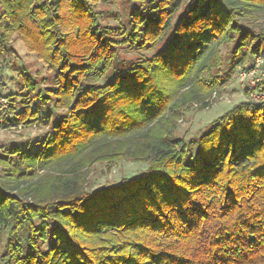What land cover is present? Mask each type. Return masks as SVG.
<instances>
[{"label":"trees","instance_id":"16d2710c","mask_svg":"<svg viewBox=\"0 0 264 264\" xmlns=\"http://www.w3.org/2000/svg\"><path fill=\"white\" fill-rule=\"evenodd\" d=\"M128 1L110 27L101 0H0V54L19 35L54 71L43 91L28 86L62 111L0 155V264H264V99L219 116L194 154L174 137L263 53L264 0ZM124 48L140 53L129 66ZM23 103L6 121L26 128L39 112ZM122 160L148 167L87 188L97 163Z\"/></svg>","mask_w":264,"mask_h":264},{"label":"rangeland","instance_id":"374dc122","mask_svg":"<svg viewBox=\"0 0 264 264\" xmlns=\"http://www.w3.org/2000/svg\"><path fill=\"white\" fill-rule=\"evenodd\" d=\"M100 13L101 22L110 27L126 24L127 14L131 9L128 0H101L96 7ZM259 28H264V14L258 16ZM228 49L223 48V53ZM141 54H152V51H142ZM140 53L136 50L124 48L121 53L120 65L129 66ZM262 64L253 75L243 79L241 71H249L254 67L255 59H248L244 65H237L227 82L209 98L205 100L206 107L194 105L186 110L177 124L174 134L176 139L186 143L194 154L193 141L207 131L213 121L243 100H254L253 94H261L264 89V44L261 54ZM229 67L234 63L227 59ZM235 60H238L236 58ZM54 71L51 70L35 53L29 52L19 35H15L9 45L8 53L0 54V110L4 100L8 97L9 105L14 101L17 112L24 109V101H29L32 109L39 112L37 122L26 128L16 126L6 121L3 111L0 112V155L8 152L13 145H31L49 130V126L56 121L61 110L54 108V104H45L35 96L37 91H43L52 81ZM28 80L38 84L36 92L28 86ZM14 99V100H13ZM8 114V112H7ZM148 167L147 163L122 160L115 164L97 163L88 175L87 188L98 189L106 184H115L124 178L137 175ZM1 173V172H0ZM6 235L0 241V255L4 249Z\"/></svg>","mask_w":264,"mask_h":264},{"label":"built area","instance_id":"2783aa9c","mask_svg":"<svg viewBox=\"0 0 264 264\" xmlns=\"http://www.w3.org/2000/svg\"><path fill=\"white\" fill-rule=\"evenodd\" d=\"M261 58H262L261 55H258L257 56V58L255 59L254 67H252L249 71H241L240 74L243 77V79L246 78L248 75H253V74L256 73V71L259 69V67L262 64ZM262 91L263 92L261 94H256V95L253 94L252 95L253 98H254V100L259 101V100H263L264 99V89H262ZM2 98H3V100H4L5 103H3V106H2V108L0 110V112L3 111L4 112L3 115L6 116L7 115V109L9 107V102H8V99H7L8 97L4 96ZM0 120H2V119H0Z\"/></svg>","mask_w":264,"mask_h":264}]
</instances>
